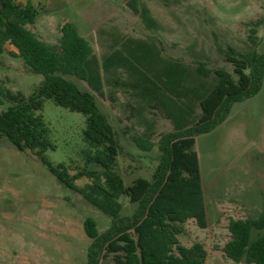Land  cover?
I'll list each match as a JSON object with an SVG mask.
<instances>
[{"label": "trees", "instance_id": "16d2710c", "mask_svg": "<svg viewBox=\"0 0 264 264\" xmlns=\"http://www.w3.org/2000/svg\"><path fill=\"white\" fill-rule=\"evenodd\" d=\"M138 12L136 0L129 2ZM38 9L30 2L0 0V54L11 44L29 72L43 79L29 94L11 91L0 82V138H7L19 151L36 154L58 182L79 193L84 200L110 218L99 231L97 221H83L91 239L84 264H204L208 255L202 241L184 245L179 235L183 223L193 219L200 228L208 225L204 187L196 137L222 124L232 105L256 95L264 78V49L257 50V27L251 21L247 50L216 43L217 51L232 69L210 68L202 59L194 65L165 58L153 40L121 36L99 57L89 40L65 22L56 43H47L27 26ZM153 20V19H151ZM73 76L85 83L80 87ZM115 100L117 89L131 99L125 109L132 115L153 109L172 122V129L160 134L158 162L151 177L136 176L126 183L115 170L120 145L112 124L98 108L96 95ZM45 98L85 115L82 149L83 166L71 168L53 164L44 155L54 148L49 128L39 113ZM136 147H154L151 133L132 135ZM86 178L83 184L77 180ZM135 204L122 214L121 198ZM230 238L222 246L224 256L236 263L264 264V234L251 239L252 229H264V211L256 218H230Z\"/></svg>", "mask_w": 264, "mask_h": 264}, {"label": "rangeland", "instance_id": "374dc122", "mask_svg": "<svg viewBox=\"0 0 264 264\" xmlns=\"http://www.w3.org/2000/svg\"><path fill=\"white\" fill-rule=\"evenodd\" d=\"M33 0L38 15L27 27L47 43H56L68 19L86 37L101 57L114 39L121 36L153 40L165 58L194 65L202 59L207 66L232 69L217 51L216 43L240 50L253 45L248 39L250 22L264 20V0ZM153 19V20H151ZM67 22V21H66ZM257 50L264 49V22L257 27ZM0 54V82L11 91L29 94L43 79L27 70L20 56ZM80 87L84 82L73 76ZM96 95L98 108L116 131L120 145L115 170L126 183L136 176L150 178L158 162L157 142L172 122L159 111L146 109L132 115L125 109L131 99L117 89L115 100ZM7 107L0 101V111ZM39 113L49 128L54 148L44 155L53 164L74 168L84 165L82 137L85 115L45 98ZM149 121V122H148ZM148 126V127H147ZM151 133L154 147H136L132 135ZM199 156L208 225L200 228L193 219L183 223L180 241L189 246L202 241L208 250L205 264H245L226 258L222 246L230 235V218H256L264 211V78L259 92L232 105L227 119L212 131L198 135ZM86 178L76 181L86 182ZM122 214L135 204L121 198ZM87 216L104 230L110 218L71 188L62 185L33 152L17 150L0 138V264H84L91 239L83 221ZM264 229H252L251 239Z\"/></svg>", "mask_w": 264, "mask_h": 264}, {"label": "crops", "instance_id": "0c3cea01", "mask_svg": "<svg viewBox=\"0 0 264 264\" xmlns=\"http://www.w3.org/2000/svg\"><path fill=\"white\" fill-rule=\"evenodd\" d=\"M16 1H18V2H20V3H22V4H24V3H26L27 1H30L33 5H34V3H33V0H16ZM68 22L69 20L68 19H66L65 20V22ZM75 26V25H74ZM76 27V26H75ZM11 45V44H10ZM6 48H7V45H6ZM9 50L10 51H14V52H17V49L12 45V47H10L9 48ZM149 122V121H148ZM148 127V126H147ZM197 138V137H196ZM135 143V142H134ZM136 145V144H135ZM206 204V203H205ZM208 251V250H207ZM209 253V252H208ZM208 256V255H207ZM206 262V261H205ZM205 264V263H204Z\"/></svg>", "mask_w": 264, "mask_h": 264}]
</instances>
